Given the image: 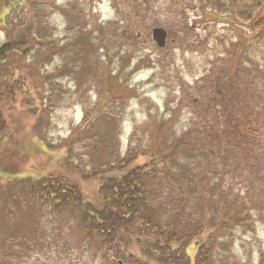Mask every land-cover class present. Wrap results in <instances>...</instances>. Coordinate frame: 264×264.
I'll use <instances>...</instances> for the list:
<instances>
[{
  "label": "rangeland",
  "instance_id": "rangeland-1",
  "mask_svg": "<svg viewBox=\"0 0 264 264\" xmlns=\"http://www.w3.org/2000/svg\"><path fill=\"white\" fill-rule=\"evenodd\" d=\"M238 2L253 12L251 21L230 0H0V45L25 39L0 62L5 146L19 148L32 133L42 150L37 163L63 170L88 194L104 162L127 150L138 165L167 166L164 129L175 144L190 127L222 129L231 140L238 130L236 141L219 147L201 138L205 154L220 150L204 157L213 165L200 169L195 156L187 163L207 173L211 193L248 203L216 256L264 264V0ZM154 27L167 31L163 47L151 36ZM76 166L90 180L73 172ZM39 222L38 240L29 229L8 235V242L27 244L8 264H115L83 245L57 214ZM206 237L192 241L188 260Z\"/></svg>",
  "mask_w": 264,
  "mask_h": 264
},
{
  "label": "trees",
  "instance_id": "trees-1",
  "mask_svg": "<svg viewBox=\"0 0 264 264\" xmlns=\"http://www.w3.org/2000/svg\"><path fill=\"white\" fill-rule=\"evenodd\" d=\"M230 3L237 8V15L251 21L253 12L246 5L238 0ZM254 23L261 26L263 21L256 19ZM18 36L0 45V62L24 45V36ZM206 110L201 109L202 120ZM225 122L218 121L220 128ZM8 127L0 111V173L6 176V181L0 182V264H8L11 257L26 250L24 239L8 242V235L20 236L29 229L38 240L39 218L47 213L57 214L67 228L78 233L83 245L109 255L115 264H122L124 257L127 264H232L216 256L215 246L227 243L222 237L238 224L240 212L248 214V203L211 193L208 185L211 188L214 184L207 180V173L204 178L195 172L187 158L195 156L200 169L213 165L204 157L215 159L220 150L209 149L205 154L201 138L219 147L223 141H236L238 130L232 132L231 140L230 132L221 134L222 129L211 132L190 127L174 140L176 144L168 128L161 130L168 151L167 166L158 170V165H138L127 150L122 159L104 162L95 177L96 187L85 194L79 182L72 181L63 170L37 163L36 154L42 150L32 133L21 137L20 149H7ZM63 158L68 161L66 155ZM72 171L90 180L91 174L77 166ZM204 232L206 239L196 243L194 257L188 260L187 248Z\"/></svg>",
  "mask_w": 264,
  "mask_h": 264
},
{
  "label": "water",
  "instance_id": "water-1",
  "mask_svg": "<svg viewBox=\"0 0 264 264\" xmlns=\"http://www.w3.org/2000/svg\"><path fill=\"white\" fill-rule=\"evenodd\" d=\"M151 36H152L154 42L159 47H163L165 45L167 32H166V30L164 28H162V27H154V28H152Z\"/></svg>",
  "mask_w": 264,
  "mask_h": 264
}]
</instances>
